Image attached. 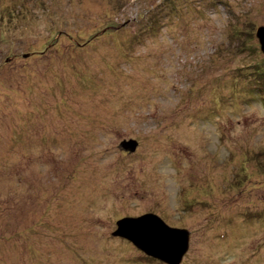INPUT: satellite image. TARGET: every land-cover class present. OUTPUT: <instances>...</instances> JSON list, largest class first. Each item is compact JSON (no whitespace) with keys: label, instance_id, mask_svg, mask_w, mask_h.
Instances as JSON below:
<instances>
[{"label":"rangeland","instance_id":"obj_1","mask_svg":"<svg viewBox=\"0 0 264 264\" xmlns=\"http://www.w3.org/2000/svg\"><path fill=\"white\" fill-rule=\"evenodd\" d=\"M167 1L0 0V264H264V0Z\"/></svg>","mask_w":264,"mask_h":264},{"label":"water","instance_id":"obj_2","mask_svg":"<svg viewBox=\"0 0 264 264\" xmlns=\"http://www.w3.org/2000/svg\"><path fill=\"white\" fill-rule=\"evenodd\" d=\"M260 50L264 54V26L256 29ZM29 54H24L27 57ZM138 142L123 140L125 150L135 151ZM112 236L124 238L145 254L167 264H180L189 247V231L168 225L159 215L146 212L138 216H124L116 220Z\"/></svg>","mask_w":264,"mask_h":264},{"label":"trees","instance_id":"obj_3","mask_svg":"<svg viewBox=\"0 0 264 264\" xmlns=\"http://www.w3.org/2000/svg\"><path fill=\"white\" fill-rule=\"evenodd\" d=\"M167 4H169V0L167 1ZM160 5H162V4H160ZM173 10H172V12L175 14V16L178 14V12L180 11V10H177L178 9V7L177 6H175L174 8H172ZM264 101V100H263Z\"/></svg>","mask_w":264,"mask_h":264},{"label":"bare ground","instance_id":"obj_4","mask_svg":"<svg viewBox=\"0 0 264 264\" xmlns=\"http://www.w3.org/2000/svg\"><path fill=\"white\" fill-rule=\"evenodd\" d=\"M253 80H256V79H253Z\"/></svg>","mask_w":264,"mask_h":264}]
</instances>
